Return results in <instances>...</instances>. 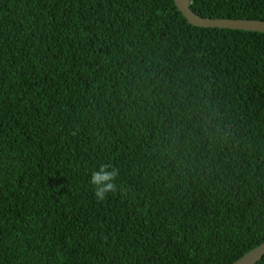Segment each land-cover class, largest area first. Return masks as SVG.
<instances>
[{"label":"trees","instance_id":"trees-1","mask_svg":"<svg viewBox=\"0 0 264 264\" xmlns=\"http://www.w3.org/2000/svg\"><path fill=\"white\" fill-rule=\"evenodd\" d=\"M263 241V32L173 0H0V264H229Z\"/></svg>","mask_w":264,"mask_h":264},{"label":"water","instance_id":"water-1","mask_svg":"<svg viewBox=\"0 0 264 264\" xmlns=\"http://www.w3.org/2000/svg\"><path fill=\"white\" fill-rule=\"evenodd\" d=\"M177 10L186 21L197 27H217L223 29H235L244 31H256L264 33V20L255 19H230L208 18L195 14L189 7V0H173ZM264 255V241L247 251L229 264H253Z\"/></svg>","mask_w":264,"mask_h":264},{"label":"clouds","instance_id":"clouds-1","mask_svg":"<svg viewBox=\"0 0 264 264\" xmlns=\"http://www.w3.org/2000/svg\"><path fill=\"white\" fill-rule=\"evenodd\" d=\"M118 175V170L111 163H102L91 171L89 183L97 201H105L109 194H115L118 191L116 183Z\"/></svg>","mask_w":264,"mask_h":264}]
</instances>
